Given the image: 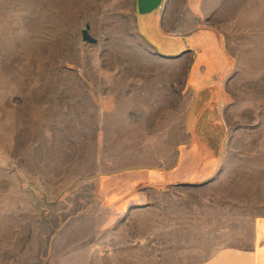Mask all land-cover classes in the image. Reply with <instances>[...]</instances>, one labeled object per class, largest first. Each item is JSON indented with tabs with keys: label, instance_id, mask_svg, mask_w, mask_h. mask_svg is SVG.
<instances>
[{
	"label": "rangeland",
	"instance_id": "1",
	"mask_svg": "<svg viewBox=\"0 0 264 264\" xmlns=\"http://www.w3.org/2000/svg\"><path fill=\"white\" fill-rule=\"evenodd\" d=\"M185 7L223 35L243 126L241 151L229 157L242 175L156 202L148 193L113 232L129 243H94L98 185L83 183L93 169L70 150L74 117L90 109L67 68L88 62L89 44L41 40L42 0H0V264H200L223 244L250 245L264 214V0L167 2L178 17Z\"/></svg>",
	"mask_w": 264,
	"mask_h": 264
},
{
	"label": "crops",
	"instance_id": "2",
	"mask_svg": "<svg viewBox=\"0 0 264 264\" xmlns=\"http://www.w3.org/2000/svg\"><path fill=\"white\" fill-rule=\"evenodd\" d=\"M167 2L42 0L41 40L62 49L66 40H78V50L89 44L88 62L67 68L79 77L74 97L90 109L89 118L74 117L70 150L93 169L83 183L98 185L94 243H129L113 232L148 193L156 202L170 189L242 175L241 162L229 157L241 151L243 126L230 101L223 35L203 28L193 8L170 14ZM249 243L223 244L200 264H264V214Z\"/></svg>",
	"mask_w": 264,
	"mask_h": 264
},
{
	"label": "water",
	"instance_id": "3",
	"mask_svg": "<svg viewBox=\"0 0 264 264\" xmlns=\"http://www.w3.org/2000/svg\"><path fill=\"white\" fill-rule=\"evenodd\" d=\"M83 37H84L85 41L90 42V43H95V40L90 36L88 30L84 31Z\"/></svg>",
	"mask_w": 264,
	"mask_h": 264
}]
</instances>
